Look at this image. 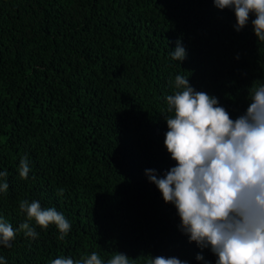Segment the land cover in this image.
<instances>
[{
  "label": "trees",
  "instance_id": "trees-1",
  "mask_svg": "<svg viewBox=\"0 0 264 264\" xmlns=\"http://www.w3.org/2000/svg\"><path fill=\"white\" fill-rule=\"evenodd\" d=\"M212 0H0V216L18 228L19 201L54 207L72 225L36 239L18 232L0 248L7 264H50L60 255L126 254L216 264L189 242L175 206L149 182L176 165L164 144L166 96L177 75L218 98L231 118L264 83V42L251 20ZM179 41L183 61L171 58ZM27 157L30 172L19 176ZM63 189V195L59 190ZM197 254L203 260H197Z\"/></svg>",
  "mask_w": 264,
  "mask_h": 264
},
{
  "label": "clouds",
  "instance_id": "clouds-1",
  "mask_svg": "<svg viewBox=\"0 0 264 264\" xmlns=\"http://www.w3.org/2000/svg\"><path fill=\"white\" fill-rule=\"evenodd\" d=\"M217 9H232L239 32L251 20L255 36L264 42V0H212ZM175 61L186 58L177 41L170 53ZM174 91L166 96L168 131L164 144L176 165L158 176L146 169L149 182L162 193L165 203L175 206L180 229L189 242L210 248L216 264H264V83L254 81L248 89L249 105L237 118L219 105L218 98L190 85L188 76L177 75ZM30 172L27 157L19 163V176ZM0 171V193L8 191ZM60 189L59 194L63 195ZM19 210L26 220L18 228L0 216V248H11L18 232L36 239L42 229L55 225L63 240L72 225L54 207L22 199ZM197 260H203L197 254ZM0 264H7L0 255ZM50 264H133L124 253L107 259L93 251L78 259L60 255ZM147 264H187L177 257L149 256Z\"/></svg>",
  "mask_w": 264,
  "mask_h": 264
}]
</instances>
